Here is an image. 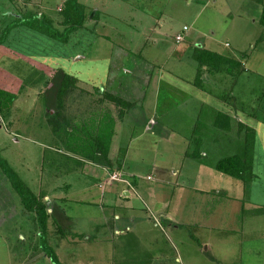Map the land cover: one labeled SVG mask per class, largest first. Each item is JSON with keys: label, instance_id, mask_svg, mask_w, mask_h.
<instances>
[{"label": "rangeland", "instance_id": "rangeland-1", "mask_svg": "<svg viewBox=\"0 0 264 264\" xmlns=\"http://www.w3.org/2000/svg\"><path fill=\"white\" fill-rule=\"evenodd\" d=\"M64 1L0 0V88L16 95L12 109L0 115V157L49 206L72 203L59 207L63 217H71L63 220L64 233L54 219L47 223V245L54 250L57 263L264 264V0L263 5L258 0H79L87 21L66 43L12 27L20 16L44 14L63 33L66 28L59 24ZM74 19L78 21L79 16ZM178 35L183 37L181 41L176 39ZM194 46L228 57L248 52L243 63L246 69L236 82L225 72H211L206 66L197 72ZM46 68L59 69L69 77L59 101L51 91V77L43 72ZM127 71L137 72L140 79L135 81ZM197 73H201V84L208 93L197 88ZM154 82L156 88L166 91L176 82L175 87L196 92L194 99L206 102L204 111L194 112L199 103L183 102V96L177 94L173 96L177 105H170L169 110L165 103L157 113L143 112L149 105L142 94L150 97ZM131 83L136 84L134 89ZM48 85L50 94H46ZM136 93L137 105L130 111L114 100L134 101ZM225 93L233 96L236 104L229 102ZM212 106L229 114L232 123L218 120L221 124L216 128ZM109 112L114 116L116 135L106 162L102 154L95 161L66 150L65 133L75 129L85 137L81 128L91 124L93 116L101 119ZM198 114L205 115V120L196 128L198 119L194 117ZM132 115L148 122L152 119L151 125L156 117L164 122L176 118L175 124H182L176 130H182L183 137L174 134L178 138L170 147L163 138L145 135L147 127L136 124ZM192 120L194 127L190 128L187 125ZM55 125L63 128L60 136L54 132ZM168 131L164 125L160 132ZM236 132L238 139L244 135L242 138L251 141L256 177L247 183L233 179L227 189L230 195H225L230 205L222 202L218 206L216 200L222 199L230 177L223 174L220 192L209 194L217 210L210 207L211 202L204 203L206 197L199 199L191 190L196 184L193 161L178 158L183 157L187 136L193 150L211 151L210 139L220 138L224 146L233 147L225 139L237 138ZM134 135L141 137L133 143L130 157L128 142ZM106 166L124 169L123 173H141V208L133 203L124 215L131 203L117 202L120 204L114 209L118 210L100 204L94 182L98 175L90 176ZM1 168V182H5L9 179L1 176ZM148 173L155 181L146 179ZM120 178L132 185L125 174H108V181ZM178 186L185 189L177 191ZM145 188L152 190V196ZM12 192L17 207L9 208L4 190L0 191L2 213L9 208L6 224L0 216V264H55L40 241L43 231L34 230L33 219L24 217L18 194ZM162 207H166L164 211ZM133 216L138 220L133 221Z\"/></svg>", "mask_w": 264, "mask_h": 264}, {"label": "trees", "instance_id": "trees-1", "mask_svg": "<svg viewBox=\"0 0 264 264\" xmlns=\"http://www.w3.org/2000/svg\"><path fill=\"white\" fill-rule=\"evenodd\" d=\"M258 1H260V4L263 5L262 0ZM61 14L63 21L60 22L59 26L62 25L65 26L64 28H66L63 33H61L60 30L55 28L51 19H46L44 14L38 16L37 14L30 13L28 14L29 16H20L19 19L12 23V27L14 29L20 28L30 30L36 32L37 34L48 36L52 40H57L61 43H66L72 33H74L77 29L81 27H85V23L87 21V14L85 12L84 5H82L79 0L64 1V6L61 7ZM78 16L79 20L76 21L74 18ZM0 38H2V35ZM193 50L195 52L193 53V56L196 62L198 63L197 72H201L202 68L206 66L211 72H225L236 82L239 79L240 75L246 69L244 68L243 63L245 64V59H247L248 52H240L237 56L228 57L222 54H218L216 52L199 48L197 46H194ZM39 69L42 70L41 67ZM43 72L47 75L49 74L48 76L51 77V82L49 85L50 88L52 87L51 91H54V94L56 95V100L59 101L61 95L65 93V89L67 88L68 84H65V82H69V77L65 72L59 69L57 70L46 68V70H44ZM197 74V88L206 91V88L201 84V81H203L201 79V73ZM49 85L47 87L48 92H46V94H50ZM225 98L227 100L230 99L229 102L232 101V103L236 104L234 101V97L230 94H226ZM15 99L16 95L11 93L10 90L0 88V115H5L6 112L12 109V105L14 104ZM114 100L115 102H117V104H119L120 102L121 106H123L124 109H127V111H130L132 109L131 107L134 105L130 101L122 99L121 97L115 98ZM223 102L226 103V101ZM214 111L215 112L213 113V119L216 128H220L218 120L221 121L222 119H224L225 122H228V125L229 122L232 123V117L229 114H224L222 111ZM92 119L93 121L91 122V124L84 125L83 128H81L82 133L84 132L85 137L77 135V130L73 129L71 132L65 133L66 141L64 143L67 146L68 150L82 156L85 159H90L91 157H93L96 161L98 160V156L102 154L106 162L107 154L112 148V144L114 141L113 138L116 135L114 116H112V114L109 112L102 116L101 119H96L94 116ZM135 120L137 121V124H140L143 120H146V118L141 119L140 117H137L135 118ZM219 123L221 124V122ZM142 124L143 126L146 125V123ZM59 127L60 126L55 125L54 128V132L58 136L61 135L63 130L62 127H60V129ZM242 127H244V125L240 124L241 130H243ZM154 130H156V128ZM237 133L238 132H236L237 138L233 137L234 139L231 141V144L233 145V147H231L233 149H231L232 153L227 154L226 156H223L222 158L217 160L214 163L213 168L219 173H222L226 176H230L233 179H239L241 181L243 180L247 183L252 181L254 177H256L254 175L255 173L253 164L255 152L252 151V146L249 145L251 141L247 140L246 138H242L244 137V135H242L241 139H238ZM76 138L77 140H79L78 142H74V139ZM229 140L231 139H229V137H226L225 141ZM123 154H125V152ZM193 154L198 157H201V154L199 152L197 154ZM108 164H110V161L108 162ZM0 166L2 167L1 170L3 174L5 176H8L11 188L16 194H18L19 200L22 202L24 208L29 212L35 214L37 229L39 228L43 231L42 236H40V241L42 242L44 251L47 255L52 257V260L55 264H58L55 258L54 250L47 245V223L50 218L54 219L60 232L64 233V229L62 227L63 220L66 219L67 221H69V218L62 216L59 206H49L48 202H45L35 196L32 190L28 186H26L25 183H22L17 173L7 164V162L2 158V156L0 157ZM246 173L247 175L244 177L243 175ZM247 211L248 210H246L244 213H246ZM116 221L119 222V220Z\"/></svg>", "mask_w": 264, "mask_h": 264}, {"label": "crops", "instance_id": "crops-1", "mask_svg": "<svg viewBox=\"0 0 264 264\" xmlns=\"http://www.w3.org/2000/svg\"><path fill=\"white\" fill-rule=\"evenodd\" d=\"M215 52L218 53V54H220L217 51H215ZM79 58L77 57L76 60H79ZM127 74L128 75H131L132 78L135 79V81H138L140 79L139 76H138V74H137V72L130 73L129 71H127ZM163 79H164V77H162L161 80H163ZM144 80H145V77H144ZM172 83L177 84L176 82H172ZM150 84H151V82L148 83L147 86L148 85L150 86ZM152 84H153L152 86L154 87V89H153L154 92H153V94L150 97H148L147 93H143V91H142V93H143L142 94V97H143L145 103L147 105H149V107L146 110L141 109L143 112H148V113H154V112H156L157 113L159 111V109L162 108V106L165 103H166L165 106L168 107L167 110H169L170 109L169 108L170 105H177L176 103H174L175 101H174V97H173L174 95H177V94H181V96H183L182 97V101L183 102H192V103L193 102H196V103H199L197 105L196 109L194 110V112H199L200 109L202 110L203 107H204V105H206L205 104L206 103L205 101H203V100L199 101L198 98H197L198 101L194 99L195 98L194 94L196 93L194 91H190V90H186V89H179V88H177V87L174 86L175 84H172L171 85V87H173V88L168 89L166 91V90H163L162 88H156L157 87V82H154ZM131 86L133 87L132 89H134L135 88L134 86H136V84L135 83H131ZM190 87L193 89V86H190ZM174 88L176 89V91L173 92L172 89H174ZM193 90H195V89H193ZM203 93H205V92H203ZM138 95L139 94H137V93L132 95V97H135L134 98L135 99L134 101H130L132 104L137 105V100H138V97H139ZM191 97H193V100H191ZM179 103H180V101H179ZM213 109L216 110V111H221V110H219L218 108H215V107H213ZM176 111H177V109H174V112H176ZM203 111L204 110H202V112ZM204 116L205 115L199 116V114H198V118H197V116H195L196 118L194 117V120L195 119H198L199 120V118H200L201 121L196 120V123H195V121L192 120V121H190V123H188L187 126H190V128L196 126V128H197V126L199 127V125H200V127H201V124L205 120L204 119ZM137 117H139V116H137ZM132 118L135 121V118L133 117V115H132ZM147 120H143L141 122V123H146L145 126H143V124H142L143 127H147V129L144 132V134L145 135L148 134L147 136H155V138H163L165 140L164 141L165 143H170V147L174 144L175 141H177L176 139L178 137H180V138L183 137L182 136V130H176V129H180L181 128V125H182V124H175L176 123V118H173L171 121L164 122V121L159 120L158 117H156V120L157 121H154L152 125H151V122H150L152 119H150L149 122ZM193 121H194V126L192 125V122ZM135 122L137 124V121H135ZM155 122H156V124H155ZM164 125L166 127L168 126V130L170 132L169 131L167 133L164 132V134H163V132L162 133L160 132L162 130V127H164ZM155 128H159L160 131L159 130H154ZM213 129L216 130V128H214V127H213ZM157 133L159 134V136H157ZM174 134L177 135L178 137H174L173 136ZM200 136L202 137L201 134H200ZM133 137H135V138L132 141H129L128 142V144H129V155H130V157L132 156V153H134L132 151V149H133L132 148L133 143L139 141L140 140L139 137H141V136L134 135ZM165 137L167 139H165ZM171 138H172V140H174L173 143H172L171 140L168 142V140L171 139ZM185 139H186V141H185V146H184V150H183V157L181 158V156H179L178 159L179 160L180 159H183L182 161H185V159L188 161L190 159V160L193 161L194 165L196 166L195 167V169H196V175H195L196 176V184H194L191 187V190H192V192L194 194H197V196H198L199 199H200V197L203 199L202 196L206 197V199L204 200V203H206V205L211 202L210 207L213 206V207H215L217 209V207L214 206L215 205V202L213 200L214 198L212 196H210L209 194L212 193L213 190L216 193H219L220 192L219 189H218V187L223 182V177H222L223 174L217 172L213 168V165H214V163L217 160H219L223 156H226L227 155L226 154L227 152H231V149L232 148L231 147L228 148V147L224 146L223 143H222V141L220 140V138L217 139V140H215V137H214L212 140L211 139L209 140V142L212 143V145L214 147V148L211 149V151L210 150L207 151V150H204V149L202 150V149H198V148L195 149V150H193V143H190L189 136H187V138H185ZM61 142H62V140H61ZM200 142L203 143L204 140H201ZM200 142L198 143V145L200 144ZM226 142L227 141H225V143ZM228 144L229 145L231 144V140L229 141ZM66 150L69 151V153L71 152L68 149H66ZM192 152L195 153V154H197L199 152L201 154V157H203V158L198 157L196 155H193V157H190L191 154H192ZM66 155L69 156V154H66ZM211 157H215V159L212 160ZM130 164H131V162L128 161L127 167ZM110 167H107L106 166V167L102 168L103 171H101L99 174H97L98 173L97 172L96 174L90 176V177L93 178V176L94 177H97V175H98L97 179L94 182L96 183L95 190H97L98 193L100 192V197L98 198L100 204L102 206H105V207L106 206L110 207V210H118V209H114L115 208L114 206H115V204H117V202L125 203L127 205L131 203L128 207L125 208V210H124V213L125 214L124 215H128L129 210L127 208H129L131 205H133V203L135 205L138 204L137 207L141 208L140 207V204L141 205L143 204L142 199H141V196L142 195L141 196H138V193H140V190L138 188H140V186H141L140 185V181H141V178H142L141 173L138 172V171H130V169H129L130 172L123 173L124 169L123 170H121V169H119V170H113ZM205 167H208L209 170L206 169ZM195 169L193 170V173L194 174H195V172H194ZM113 171H116V172L118 171V174L119 175H122V174L124 175L125 174V177H127L126 179L129 182H132V185L130 183L128 184L127 181H124L123 182L121 178H120L121 180L119 179V180H116V181H110V180L108 181V174L111 173V172H113ZM135 172H137V173H135ZM193 173H192V171H190L189 174L192 175ZM213 173H215V177H214ZM2 174H1V176L2 177L3 176L5 177V175L4 174L2 175ZM219 174H221V175H219ZM176 175H179L177 173V171H175L173 173V176L176 177ZM105 178L107 179V181H106ZM146 179L149 180V181H152V182L155 181V178H154V176L151 173H148L147 174ZM232 180H233L232 177H229L228 180H226V184H225V186L223 188V192H222V195H221V198L222 199L218 198L216 200L217 201L216 203L218 204V206L222 205V202H227V205H230L229 202H231V201L226 200L228 198H226L225 195H230V194L227 193L228 192L227 189L229 190L231 188L230 185L232 184ZM1 181L2 180L0 178V191L3 192V190H4V192H5L3 194V196H5L4 198H8L9 199V200L8 199H5L11 205L9 208H11L13 206L17 207L16 200H15V197H14L13 192H12L13 189L11 188L10 181L9 180H7L5 182H1ZM123 183H125V185ZM1 185H3L2 186L3 189L1 188ZM8 186H10V188H8ZM209 187H215V189H208ZM184 189L185 188L183 186H178L177 187V191H179V190L182 191ZM145 190H146V192H148V194L150 196H152V194H153L152 193V190L147 189V188H145ZM125 193H128L129 195H125ZM207 196H210L211 198H209ZM154 198H155V196H154ZM104 201H106V202L104 203ZM4 202L5 201H3L2 205L4 204ZM233 202H237V201L234 200ZM19 203H20V208H22L21 209L22 214L24 215V217L26 219H30V217L33 219V221L35 223V229L34 230L37 231L35 214L29 212L28 210H26L20 200H19ZM69 203H71V202H69ZM69 203L68 204L67 203L60 204L61 205L60 206L59 205V202H58V206L61 207V208H63L62 206L68 207L69 206ZM89 204H90V202L89 203L86 202V205L87 206H90ZM119 204L120 203H118L117 206ZM9 208H8V210H9ZM164 208H166V207H162L161 210L164 211L165 210ZM103 209H104V207H103ZM8 210H6L7 212L4 211V213H2L3 212V208L0 209V213H2L0 216L4 219L2 224H6L5 220L7 218V215H5V214H9L8 213ZM151 210H152L153 213L156 212V210H154L153 206L151 207ZM217 210H219V208ZM243 210L244 209H242L241 211H243ZM137 211L139 212L140 210L137 209ZM213 211H214V209H213ZM216 211L214 213H216ZM209 212H211V211H209ZM66 213H69V212L66 211ZM164 213H168V212L165 211ZM30 214H32L33 217ZM68 215L67 216L65 215V217H68ZM117 216H116V218H117L116 220H119L120 218H118ZM171 216H172V214H171ZM69 217H70V215H69ZM219 217H222L221 214L219 215ZM70 218H69V220H70ZM137 218L138 217L133 216V219H134L133 221H137L138 220ZM50 219L53 220L52 218H50ZM169 219L171 220V217H169ZM48 222H49V220H48ZM122 222L126 223L124 220H122ZM37 233H39V232H37Z\"/></svg>", "mask_w": 264, "mask_h": 264}, {"label": "built area", "instance_id": "built-area-1", "mask_svg": "<svg viewBox=\"0 0 264 264\" xmlns=\"http://www.w3.org/2000/svg\"><path fill=\"white\" fill-rule=\"evenodd\" d=\"M186 28V27H185ZM185 30V29H184ZM178 41H181V39H183V37L181 35H178L176 38Z\"/></svg>", "mask_w": 264, "mask_h": 264}, {"label": "water", "instance_id": "water-1", "mask_svg": "<svg viewBox=\"0 0 264 264\" xmlns=\"http://www.w3.org/2000/svg\"><path fill=\"white\" fill-rule=\"evenodd\" d=\"M125 195H129L128 193H125Z\"/></svg>", "mask_w": 264, "mask_h": 264}]
</instances>
